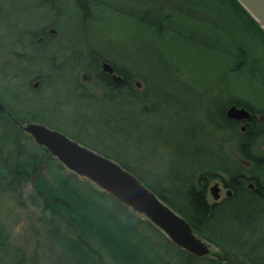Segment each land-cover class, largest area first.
<instances>
[{"label": "trees", "instance_id": "obj_1", "mask_svg": "<svg viewBox=\"0 0 264 264\" xmlns=\"http://www.w3.org/2000/svg\"><path fill=\"white\" fill-rule=\"evenodd\" d=\"M143 1L150 5L149 0L139 2ZM161 1H164L162 6L166 5L167 11L162 15L161 22H154L153 25L157 33L171 37L173 46L179 45L176 42L180 36L170 27L165 28L164 19L170 25L180 14L198 17L206 24L219 28L217 15H229L230 38H227L220 63L225 65L226 73L233 75L230 82L234 88L253 87L259 96L264 95V29L238 0ZM91 3L89 10L84 11L78 5V16L85 21V26L101 16L93 6L112 9L101 2ZM131 15L126 14L128 17ZM144 19L139 17L140 21ZM215 41L217 43V39ZM216 43L204 46L216 49L213 46ZM88 54L91 56L92 52ZM112 63L116 72L124 78L118 84L112 83L107 76H101L99 64L90 58L86 66H81L76 73L89 70L98 76L100 87L106 90V94L94 96L93 100L103 102L112 98L111 90H117L118 102L122 99L127 106L135 104L140 107L142 115H149L159 101L158 96L153 99L156 94L150 93L149 86L143 93L135 91L129 79L130 69L125 65L120 67L117 62ZM233 105L245 107L254 115L246 132L239 129L238 121L226 117V109ZM20 115L15 110L0 112V200L9 198L20 206H25L26 201L34 204L53 224L50 232L56 243L76 262L90 259L94 264H231L233 256L241 253L250 263L258 264L244 249L249 238L255 237L256 226L264 219V189L260 187H264V155L256 153L258 144L264 142V107L260 108L248 100L233 99L216 114H210V129L213 131H203V137L212 138L214 143H206L207 147L198 145L193 150L191 146L183 147L179 152L183 166L180 170H171L169 174L159 172L147 175L149 173L145 169L127 162L130 160L127 154L113 156L112 153L95 151L93 147L86 146L137 176L190 224L194 234L219 247L225 255V262L210 260L207 256L197 257L182 250L158 228L154 227V233L151 221H143L140 214L91 182L73 172L67 173V168L46 147L37 144L15 124L13 118L21 122ZM222 132L229 133L236 140L237 158L229 156L225 143H218L224 140L220 137ZM243 172H247V178L257 181L258 190L251 191L237 183ZM205 176L229 177V185L235 192L233 198L209 203L203 182ZM10 238L3 220L0 226V264H25L23 254L13 247ZM7 257L12 260L6 261Z\"/></svg>", "mask_w": 264, "mask_h": 264}, {"label": "rangeland", "instance_id": "obj_2", "mask_svg": "<svg viewBox=\"0 0 264 264\" xmlns=\"http://www.w3.org/2000/svg\"><path fill=\"white\" fill-rule=\"evenodd\" d=\"M40 1L0 0L2 9L0 15V98H3L6 103L15 105L13 96H24L25 100L34 96L25 88L27 84L26 86L23 84L27 83L28 79L22 76L24 73L21 75L19 67H22L16 61L14 52L18 54L24 51V43L30 40L27 35L28 31L50 24L58 25L63 36L60 42L55 44L56 46L53 45L50 48L47 55L58 51V48L64 52L63 46L75 45L74 52H78L77 56L82 57L85 56L83 48H86L87 44L94 46L97 53L102 52L109 60L117 62L116 64L120 67L125 65L130 69L129 79L135 91L143 93L149 86L150 93L156 94L153 99L157 96L159 98L155 108L147 116L141 114L139 106L135 104L127 106L122 99L119 102V99L115 98H106L103 102L92 99L81 101L78 103L79 106L71 108L68 112L71 115L68 123L78 126L76 124L78 121L88 131L83 130L81 135L77 134L62 120L60 129L72 136H79L78 141L84 143L81 145L85 147L90 146L96 149L95 151L102 150L109 154L112 153L113 156L127 154L130 159L127 162H133L137 168L145 169V172L149 173L147 175L150 176L159 172L169 174L171 170H180L181 165L183 166L179 154L183 147L191 146L193 150L200 145L207 147L206 143H214L212 138L203 137V131H213L210 129L212 123L209 119L210 114H216L233 99L248 100L260 108L264 107V95L259 96V92L253 87L234 88L235 86H232L230 82L233 75L226 73L225 65L220 63L227 46V38H230L228 34L230 21L226 13L217 15L216 21L221 25L219 28H215L210 23L206 24L198 17H185L178 13L176 14L179 17L176 16L175 21L170 25L166 24L164 19L165 28L170 27V30L176 31L177 36H180L176 42L179 45L173 46L170 41L171 37L163 35L162 32L157 33L153 25L154 22H161L162 15L164 16L167 11L166 5L162 6L164 1L149 0L151 1L149 5L144 1L139 2L142 0L138 2L90 0L91 6L92 1L101 2L103 5L111 6L112 9L105 6H93V9L101 16L94 18L88 29L86 26L84 29L85 21L79 18L78 8L74 7L73 0H63L65 3L60 12H56L57 9H52L48 5L42 6ZM152 2L155 4L151 5ZM127 13H131V17L126 16ZM139 17L147 18L140 21ZM51 28L47 27L46 30L49 31ZM20 36L25 40L24 43H19ZM210 43H216L213 45L216 49L204 46V44L211 45ZM106 63L115 69L112 62L106 61ZM86 64V61H81L69 65L68 71L61 73V75H66L65 83L51 79L54 84L51 86V82L49 87H45L44 97L34 99L36 103L41 100L42 104L44 99H50L55 93L57 94V86L59 89L67 87L70 92L74 93L80 81H86V86L91 92L97 89L95 95L99 96L101 94H98L101 89L100 84L94 82L92 72L86 70L82 74L80 71L76 73L77 69ZM48 67V64L34 63L30 71L35 76L38 73L49 75L52 69ZM85 77L88 78L84 79ZM144 78L149 84L144 81ZM256 87L259 89V85ZM230 107L226 109V112ZM30 112L37 113L32 109ZM88 115L89 118L86 117ZM242 126L239 124V129ZM87 135L92 137L90 141ZM220 137L224 140H219L218 143H225L229 156L233 159L237 158L236 140L225 132H222ZM256 153L264 155V142L258 144ZM66 172L71 171L67 169ZM206 177L208 182L205 181ZM223 177L227 178V176ZM223 177L205 176L203 179L207 192L206 198L211 204L227 197L225 187L221 182ZM215 184L219 185L217 197L212 191ZM0 213V226L3 225L4 220L11 234L10 241L13 247L23 254L25 264H94L90 259L76 262L66 253L63 247L56 243V238L51 235L53 224L51 225L46 215L31 202L26 201L25 206H20L12 199H2L0 200ZM140 215L143 221H151L145 215ZM2 216L3 219H1ZM152 224L151 230L155 233L154 227H158L153 222ZM256 228L258 231L255 237L249 238L244 252L250 253L256 263L264 264V219ZM158 229L159 233L160 229ZM197 237L209 248L207 257L210 260L225 262V255L219 247L201 236L197 235ZM7 259L12 260L11 257L5 258L6 261ZM13 259L17 258L13 257ZM231 264L253 263L238 253L233 256Z\"/></svg>", "mask_w": 264, "mask_h": 264}, {"label": "water", "instance_id": "obj_3", "mask_svg": "<svg viewBox=\"0 0 264 264\" xmlns=\"http://www.w3.org/2000/svg\"><path fill=\"white\" fill-rule=\"evenodd\" d=\"M238 1L264 29V0ZM104 70L114 73L108 63H104ZM119 79L116 77V80ZM4 110L0 103V111ZM226 116L236 121H247L252 117L247 108L235 105L227 110ZM16 124L37 144L46 147L69 171L91 182L132 211L148 217L179 248L197 257L209 254V248L193 233L190 224L120 164L46 125L17 121ZM212 191L217 197L219 185L215 184Z\"/></svg>", "mask_w": 264, "mask_h": 264}, {"label": "flooded vegetation", "instance_id": "obj_4", "mask_svg": "<svg viewBox=\"0 0 264 264\" xmlns=\"http://www.w3.org/2000/svg\"><path fill=\"white\" fill-rule=\"evenodd\" d=\"M73 1L74 2L72 3L75 7L78 8V5H80L83 11L87 9L89 10L90 0H73ZM64 3L65 1L63 0H41L40 1V4L42 6L48 5L49 7L51 6L52 9H57L56 12H60V9L64 6ZM1 12H2V9L0 6V15H1ZM52 26L54 28H51ZM83 26H84V29H86V27L88 29L89 27V25H87L86 27L85 25ZM47 27H50L51 29L48 31L46 30ZM27 35H28V38H30L28 42L24 43L25 40L23 39L22 36H20V40H19V43L22 42L25 45L23 46L24 51L18 54L17 53L15 54L14 52V56L16 58V61H18L22 67V68L19 67L21 75L24 73L22 76L28 79L27 83L24 82L23 84L24 85L27 84V86L25 85L26 86L25 88H27L30 92H32L34 96L26 100L24 96L22 97L13 96L15 105L6 103L5 100H3V98H0V103L5 108L4 111H0V112L8 113L9 110H12V111L15 110L17 112H20L21 114L20 118L22 119V121L20 122L18 118H13L15 122L17 121L19 123H30V122L40 123V124L46 125L52 129L59 131L60 133L67 136L68 138L74 141H77L79 143L80 142L78 141L80 140V138H78L79 136H72L60 129L61 127L60 124L62 123L61 120L63 122L65 121L64 123L69 125L74 131L77 132V134L81 135L83 133V130L84 131L86 130L84 128L85 126L81 125L78 121L76 123L78 126H76L73 123H68L70 122L69 119L71 118V115L68 112H70L71 108H76L77 106H79L78 103H80L81 101L92 99V97L97 96L95 95V92H97V89H95L96 91L91 92L86 86V81L85 82L80 81V83L78 84L79 87L76 85L78 89L75 90L74 93L70 92L69 91L70 89H67V87L65 89L63 88L59 89V87L56 85L57 86L56 89L58 90L57 94L55 93L53 97L51 96L50 99H44L42 101V104L44 103L46 105L44 104L42 105L40 103L41 100L37 101L36 103L34 99H38V97H44L43 92L46 86L49 87V83L52 82L51 79L52 80L55 79V81L61 80V81H64L65 83L66 75H61V73L67 72L69 65H71L74 62H81V61L88 62L89 58L95 60L99 64L100 75L109 77L112 83L118 84L122 82L124 78L121 74L116 73L115 69H114V73H110L109 71L104 70L103 68L104 63H106V61H109V62H112V61L107 58L106 54L102 52L97 53V49H95L94 46H89L88 44L86 48H83L85 49L83 52L85 56L83 55L82 57L77 56L78 52H74L73 49L75 45L69 46V47L63 46L62 50L64 52H62L61 50H59L60 48H58L57 49L58 51L51 53V55H47L50 48L53 47V45L60 42V39L63 36V33H61L59 26L58 25L56 26V24L55 25L50 24L47 26L43 25L40 29L28 31ZM88 52L90 53L92 52V54H90L92 57L89 56ZM34 63L35 64L37 63L48 64L49 65L48 68H51L52 72L50 73L48 72L49 75H45V73H38L35 76L34 73L30 71L32 70L31 68H33ZM91 76L94 82L100 84V82H98V78H97L98 76H95L93 73ZM47 77L49 78L47 79ZM116 77L121 78V80L120 79L116 80ZM87 78L88 77H85L84 79H87ZM52 84L54 83L52 82L51 86ZM98 94L105 95L106 90H103V88H101L99 89ZM110 94L112 98L116 99L119 97V91L117 90H111ZM34 101L36 104L34 103ZM37 104H39V106H37ZM80 107H83V106H80ZM31 109L33 111L35 110L37 113L33 114L32 112H30ZM251 115H252L251 119L247 121H238L239 124L243 125L241 128L243 132H246L248 128L251 126L250 121L253 119V116H254L252 113ZM86 117L89 118V115ZM47 122H51V123H47ZM87 138L89 139V141L92 139V137H88V135H87ZM247 177L248 176L246 174H242L238 178L237 183L241 185L243 188L250 189L251 191H256L260 187L264 189L263 186H260V187L258 186L257 181L251 180ZM205 181L208 182L207 177L205 178ZM221 182L223 183L225 187L227 197L222 199L219 202H223L226 199H231L233 198L235 194L233 187L229 185L230 183L229 177L227 178L223 177V181ZM263 196H264V193H263Z\"/></svg>", "mask_w": 264, "mask_h": 264}, {"label": "bare ground", "instance_id": "obj_5", "mask_svg": "<svg viewBox=\"0 0 264 264\" xmlns=\"http://www.w3.org/2000/svg\"><path fill=\"white\" fill-rule=\"evenodd\" d=\"M15 122V121H14ZM15 124H16V122H15ZM19 126V125H18ZM20 127V126H19ZM36 142V141H35ZM160 229V228H159ZM161 230V229H160ZM162 231V230H161Z\"/></svg>", "mask_w": 264, "mask_h": 264}]
</instances>
